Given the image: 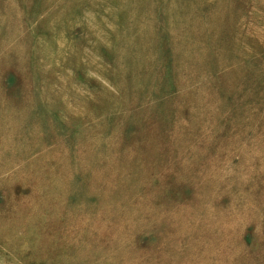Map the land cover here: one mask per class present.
Returning <instances> with one entry per match:
<instances>
[{"label":"rangeland","instance_id":"374dc122","mask_svg":"<svg viewBox=\"0 0 264 264\" xmlns=\"http://www.w3.org/2000/svg\"><path fill=\"white\" fill-rule=\"evenodd\" d=\"M0 264H264V0H0Z\"/></svg>","mask_w":264,"mask_h":264}]
</instances>
